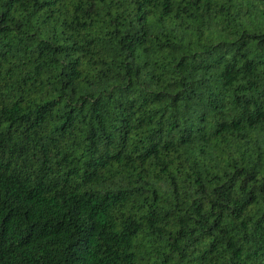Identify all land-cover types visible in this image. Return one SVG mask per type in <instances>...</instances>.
I'll list each match as a JSON object with an SVG mask.
<instances>
[{"label": "trees", "instance_id": "16d2710c", "mask_svg": "<svg viewBox=\"0 0 264 264\" xmlns=\"http://www.w3.org/2000/svg\"><path fill=\"white\" fill-rule=\"evenodd\" d=\"M0 264H264V0H0Z\"/></svg>", "mask_w": 264, "mask_h": 264}]
</instances>
